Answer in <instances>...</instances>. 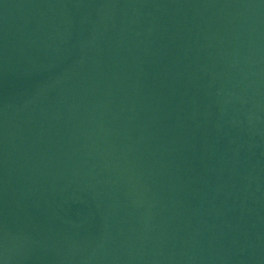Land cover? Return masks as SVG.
I'll list each match as a JSON object with an SVG mask.
<instances>
[{
	"label": "water",
	"instance_id": "water-1",
	"mask_svg": "<svg viewBox=\"0 0 264 264\" xmlns=\"http://www.w3.org/2000/svg\"><path fill=\"white\" fill-rule=\"evenodd\" d=\"M0 264H264V0H0Z\"/></svg>",
	"mask_w": 264,
	"mask_h": 264
}]
</instances>
